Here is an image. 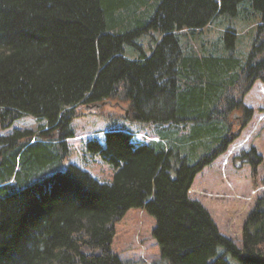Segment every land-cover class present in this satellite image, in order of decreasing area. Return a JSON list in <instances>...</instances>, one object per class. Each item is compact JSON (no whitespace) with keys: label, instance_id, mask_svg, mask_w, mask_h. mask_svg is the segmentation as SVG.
<instances>
[{"label":"trees","instance_id":"1","mask_svg":"<svg viewBox=\"0 0 264 264\" xmlns=\"http://www.w3.org/2000/svg\"><path fill=\"white\" fill-rule=\"evenodd\" d=\"M245 2L258 21L242 58L232 53V27L217 42L204 36ZM150 31L146 53L138 40ZM257 81L264 0H0V129L25 116L44 121L38 131H0V264H122L114 226L132 208L155 219L152 238L168 264H228L226 254L264 264V197L246 218L241 248L189 197L196 175L252 119L242 99ZM104 101L123 105L129 121L188 133L176 140L158 131L139 143L124 128L95 131L83 152L109 167L111 180L73 164L60 170L72 121ZM261 161L252 147L233 165L248 164L256 188Z\"/></svg>","mask_w":264,"mask_h":264},{"label":"rangeland","instance_id":"2","mask_svg":"<svg viewBox=\"0 0 264 264\" xmlns=\"http://www.w3.org/2000/svg\"><path fill=\"white\" fill-rule=\"evenodd\" d=\"M248 8L243 11L245 6ZM257 12L251 9L248 3H242L240 12L236 17L219 16L205 29L204 38L212 43L217 42L221 32L227 27H232L237 35L235 50L236 56L245 58L251 49L255 36ZM149 35L138 40L143 50L149 53ZM222 42V41H221ZM127 47L125 48L126 51ZM137 54V53H136ZM126 56L132 58L135 53L126 51ZM264 84L255 82L249 92L243 97L244 106L251 108L254 113L252 119L240 129L238 137L229 145L226 152L210 163L201 175H198L191 186L189 197L197 200L208 211L218 231L226 238L241 248V233L247 216L253 210L259 198L264 197V112L259 113V108H264ZM85 107V106H84ZM83 110V115L72 121L75 131L74 137L66 140L68 156L63 161L60 170L68 165H76L88 171L100 182H109L112 171L98 158L84 154V144L95 131L114 128H124L134 134L135 141L148 143L157 140L158 131L172 134L177 139L188 133V128L180 126L143 125L128 120L126 108L119 103L103 104L100 109ZM44 121H37L30 116H25L15 121L9 129H3L1 135H6L12 129H30L38 131ZM165 133V134H166ZM177 144H179L177 142ZM255 148L262 156V161L257 168V187L251 183V169L248 164L236 168L233 165L234 157L240 152ZM201 152H199L200 154ZM204 167V168H206ZM155 219L145 210L132 208L115 223V233L111 249L122 260V264H168L160 256L159 246L152 238ZM223 249H217V255H222ZM228 264H240L229 254L225 255Z\"/></svg>","mask_w":264,"mask_h":264},{"label":"water","instance_id":"3","mask_svg":"<svg viewBox=\"0 0 264 264\" xmlns=\"http://www.w3.org/2000/svg\"><path fill=\"white\" fill-rule=\"evenodd\" d=\"M104 104V102L102 103H97V104H92V105H86L84 107L85 110H89V109H95V110H98L100 109V107ZM127 113V112H126Z\"/></svg>","mask_w":264,"mask_h":264},{"label":"crops","instance_id":"4","mask_svg":"<svg viewBox=\"0 0 264 264\" xmlns=\"http://www.w3.org/2000/svg\"><path fill=\"white\" fill-rule=\"evenodd\" d=\"M208 167H209V166H208ZM208 167L204 168L199 174H197L196 177H195V179L197 178L198 175H201V173H203ZM195 179H194V180H195ZM193 182H194V181H193ZM192 187H193V184H192ZM191 191H192V190L190 189V190H189V195H190Z\"/></svg>","mask_w":264,"mask_h":264},{"label":"bare ground","instance_id":"5","mask_svg":"<svg viewBox=\"0 0 264 264\" xmlns=\"http://www.w3.org/2000/svg\"><path fill=\"white\" fill-rule=\"evenodd\" d=\"M264 92V91H263ZM211 218V217H210ZM212 219V218H211ZM213 221V220H212ZM214 222V221H213ZM215 224V223H214Z\"/></svg>","mask_w":264,"mask_h":264}]
</instances>
